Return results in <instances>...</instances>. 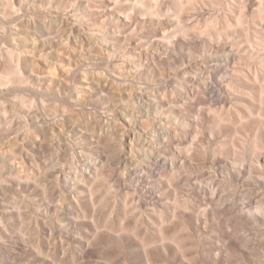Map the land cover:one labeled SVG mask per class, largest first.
Wrapping results in <instances>:
<instances>
[{"label": "clouds", "instance_id": "obj_1", "mask_svg": "<svg viewBox=\"0 0 264 264\" xmlns=\"http://www.w3.org/2000/svg\"><path fill=\"white\" fill-rule=\"evenodd\" d=\"M0 264H264V0H0Z\"/></svg>", "mask_w": 264, "mask_h": 264}]
</instances>
